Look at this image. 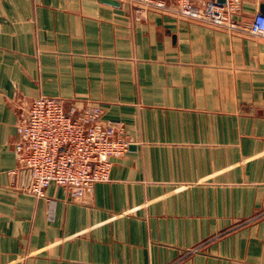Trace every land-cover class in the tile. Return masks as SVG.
I'll list each match as a JSON object with an SVG mask.
<instances>
[{
	"label": "crops",
	"instance_id": "crops-1",
	"mask_svg": "<svg viewBox=\"0 0 264 264\" xmlns=\"http://www.w3.org/2000/svg\"><path fill=\"white\" fill-rule=\"evenodd\" d=\"M118 2L0 0V264H264V39ZM41 97L131 143L85 204L13 175Z\"/></svg>",
	"mask_w": 264,
	"mask_h": 264
},
{
	"label": "built area",
	"instance_id": "built-area-1",
	"mask_svg": "<svg viewBox=\"0 0 264 264\" xmlns=\"http://www.w3.org/2000/svg\"><path fill=\"white\" fill-rule=\"evenodd\" d=\"M138 12L158 11L229 32L264 39V14L250 24L237 19L241 0L225 4L196 0H118ZM103 110L91 103L67 109L63 100L41 97L19 113L15 144L18 169L13 175L22 190L45 198L55 184L64 188L70 200L85 204L98 183L111 180L113 159L129 153L131 143L123 130L105 124Z\"/></svg>",
	"mask_w": 264,
	"mask_h": 264
},
{
	"label": "water",
	"instance_id": "water-1",
	"mask_svg": "<svg viewBox=\"0 0 264 264\" xmlns=\"http://www.w3.org/2000/svg\"><path fill=\"white\" fill-rule=\"evenodd\" d=\"M101 1L106 3V4L113 5V6H119L120 5L119 2L116 0H101ZM218 2L220 4H225L226 0H218ZM261 13L264 14V6L262 7Z\"/></svg>",
	"mask_w": 264,
	"mask_h": 264
}]
</instances>
